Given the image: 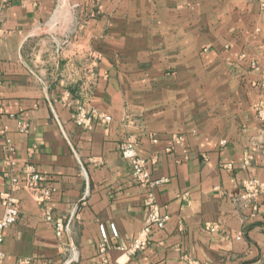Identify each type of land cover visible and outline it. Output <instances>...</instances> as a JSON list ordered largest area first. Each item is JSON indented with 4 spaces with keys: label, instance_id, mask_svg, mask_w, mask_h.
<instances>
[{
    "label": "crops",
    "instance_id": "obj_1",
    "mask_svg": "<svg viewBox=\"0 0 264 264\" xmlns=\"http://www.w3.org/2000/svg\"><path fill=\"white\" fill-rule=\"evenodd\" d=\"M63 1L0 0V193L8 139L17 169L54 188L45 202L14 192L3 264H241L263 251L264 188L251 197L245 183L264 186V0H68L97 5L76 31L47 26ZM79 103L112 120L77 125ZM129 137L164 182H135ZM150 192L168 219L131 255L116 246L145 225ZM46 209L68 221L62 236Z\"/></svg>",
    "mask_w": 264,
    "mask_h": 264
},
{
    "label": "built area",
    "instance_id": "obj_2",
    "mask_svg": "<svg viewBox=\"0 0 264 264\" xmlns=\"http://www.w3.org/2000/svg\"><path fill=\"white\" fill-rule=\"evenodd\" d=\"M242 56L244 57V55ZM261 117L264 118L263 115H261ZM72 118L77 125L88 129H92L96 122L105 123L112 120L110 115L98 112L95 109H87L82 103L75 106L72 112ZM16 126L18 131L28 133L31 128V122L28 119L19 118ZM176 139L180 140L181 137L176 136ZM5 150L7 152L6 161L11 168L10 171L7 172V177L10 178V185L0 193V202L3 206V212L0 216V244L4 241L3 231L16 223L20 213V201L14 195L16 190L23 188L33 191L40 202L51 199L54 191L53 187L43 186V182L46 180L45 176L37 171L31 164L26 163L21 169H17V161L12 156L15 152V146L10 139L7 140ZM121 154L122 157L128 161L133 179L136 183L152 188L164 182L162 178H152L149 170L150 159L140 156L136 140L132 137L127 138L121 143ZM245 187L248 190V195L251 197H255L264 188L263 184L256 179L247 181ZM146 205L149 210L148 216L145 225L140 230L137 237L128 243H120L116 246L128 254L135 255L146 249L150 243L153 229L163 228L168 219L166 215L161 214L152 192H150L147 197ZM45 218L53 223L57 236H62L69 228L68 221H65L62 217H54L49 209H46ZM111 228L114 235L118 236V229L114 223H111ZM101 232L104 239H106L107 234L103 226H101ZM5 256V252L0 250V264H3Z\"/></svg>",
    "mask_w": 264,
    "mask_h": 264
},
{
    "label": "rangeland",
    "instance_id": "obj_3",
    "mask_svg": "<svg viewBox=\"0 0 264 264\" xmlns=\"http://www.w3.org/2000/svg\"><path fill=\"white\" fill-rule=\"evenodd\" d=\"M84 5L85 9L81 10L83 9L81 6L83 7ZM57 8L58 9L54 17L55 22L53 20H49L47 26H52L55 24L65 28L70 27L74 29L73 31H76L79 26L83 24V20H85L87 17H94L97 13L96 2L82 4L65 0L60 2ZM241 264H264V250L260 251L258 254H255L249 259H245V261H243Z\"/></svg>",
    "mask_w": 264,
    "mask_h": 264
}]
</instances>
